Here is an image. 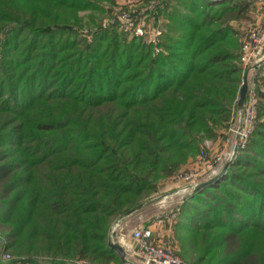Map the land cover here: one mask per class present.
Here are the masks:
<instances>
[{"label": "trees", "instance_id": "obj_1", "mask_svg": "<svg viewBox=\"0 0 264 264\" xmlns=\"http://www.w3.org/2000/svg\"><path fill=\"white\" fill-rule=\"evenodd\" d=\"M101 2L0 0V264H126L107 244L113 220L238 114L246 33L232 23L250 0H155L158 53L101 27ZM262 68L245 146L179 213L189 264H264Z\"/></svg>", "mask_w": 264, "mask_h": 264}, {"label": "rangeland", "instance_id": "obj_2", "mask_svg": "<svg viewBox=\"0 0 264 264\" xmlns=\"http://www.w3.org/2000/svg\"><path fill=\"white\" fill-rule=\"evenodd\" d=\"M101 1L102 2L100 4H101L102 9L101 10L96 9L94 11L97 15H101L103 16V18H106L111 14V12L116 10L115 7H117L120 0H113V3H111L109 0H101ZM210 1H218V0H210ZM180 8L185 10V8L183 7H180ZM249 8H250V20H251V21L249 20L250 22L243 21V22H233L232 23V25L241 34L247 33L248 28H250V26H252L253 23L256 22V20L264 16V0H250ZM78 13H79V16L82 18V21H84V25L76 26L74 28L79 31V35L84 37V36H87L90 33V31H92V28H93V27H89L90 25H92L91 23L86 24L89 22V19H90L89 14L91 12L88 10L86 11L81 10ZM166 22H167V19L165 18L164 14L163 13L159 14L158 12L156 16L154 15V16L149 17L148 25L154 26V25L160 24L161 27L163 28L165 27ZM104 28H108L109 30L117 29L116 31L118 30L122 31L121 29H119V25H115V24H107ZM96 29L97 28H95L94 30ZM163 34H164V28H163ZM124 35L129 39H139L135 37L133 33L132 34L125 33ZM87 38H90V36H88ZM139 40L145 43L142 39H139ZM161 51H162V46H161V50L158 52H161ZM261 71L262 72L261 73L259 72L260 73L259 75H264V68H262ZM243 72L241 73V80H242ZM255 74L256 73H254L253 71H249L248 73V91H247L246 98H245V108H246V105L248 106V104L250 105L252 103V105L255 107L254 109H255V116H256V106H257V103H259L260 99L256 96L255 82H254ZM240 86H241V83H240ZM238 124H239V112L237 116L234 117V120L231 126L227 130L224 131L226 138L223 139V136L221 134L217 138V140H203L200 142L201 150H199L200 151L199 154L189 157L187 164L178 172V173H188V174L192 173V175L197 173L195 180H193L192 182H189L190 180H188V182L187 181L176 182L174 181L173 177L165 179L164 181L158 184V192L154 194L152 197L148 198V199H151L156 196L162 195L160 199L139 209L138 211L134 212L131 216L125 219H122L114 228L112 226L113 222L111 223L108 234L111 230H113L114 234L112 238L115 242H118L117 237L121 233L125 234L124 246L122 245V243L120 244L122 247H124L126 255L130 260L138 264L140 263L139 258L134 255L133 256L130 255V253H128L127 251L128 249H126L127 244L131 242L129 234L132 228L140 225L141 223L149 224L155 221L158 217L166 218L169 216L170 213H172V214H175L174 221L173 222L170 221L169 223H164L161 229L158 232H155L154 235L156 234L157 237L159 236L160 238L163 237L169 240V244L171 245L173 252L177 254L181 259H183L187 264H189V261L187 258H183V256L179 255V253L181 252V247H180L181 242L179 241L177 231H175V224H177L176 223L177 220H179L181 223L187 220V218H184L183 216L182 217L179 216L180 212L183 213L184 215L186 214L187 216L190 215V211H188V207H186L185 204H188V203L194 204V201L191 200V198L195 196L194 194L195 191L193 190L192 186L197 182L208 180L212 176L220 173L223 166L228 161H230L234 148H236V151H237L238 148H242L243 146H245L246 143L243 146L240 145V142H239L240 138L238 136L236 140L235 128H237ZM247 140H248V137H247ZM221 148H223L226 152V153H223L221 162L213 161L212 160L213 155L217 152V150ZM236 151H235V154H236ZM196 170H198L199 172H196ZM223 174L224 173H222V175ZM183 204L185 207L182 209L181 206ZM181 209L183 210V212L181 211ZM182 230L183 229L181 228V231ZM8 258H9L8 254H3L2 259L7 260ZM81 264H85V263H81Z\"/></svg>", "mask_w": 264, "mask_h": 264}, {"label": "built area", "instance_id": "obj_3", "mask_svg": "<svg viewBox=\"0 0 264 264\" xmlns=\"http://www.w3.org/2000/svg\"><path fill=\"white\" fill-rule=\"evenodd\" d=\"M156 6L155 0H120L116 10L103 18L101 26L107 24L119 25V29L125 33L134 34L135 37L142 39L146 44L150 45L155 52L161 50V42L163 38V28L160 24L151 26L148 25L149 17L156 16L158 11L154 9ZM252 27V28H251ZM264 55V16L256 20L246 33L242 43L241 62L244 67L256 62ZM255 107L252 103L245 108L240 130L235 128V132L240 138V145L246 143L247 137L255 120ZM223 153H226L223 148L217 150L213 155L212 160L221 162ZM196 172H199L196 170ZM197 173H178L173 176L174 180L192 182L195 180ZM175 214L170 213L168 217H158L151 223H141L132 228L129 237L131 242L126 246L128 253L139 258L140 264H187L172 250L169 240L163 237H157L155 232H158L164 223L174 221ZM171 222V223H172ZM156 230V231H155ZM159 235V233H158ZM118 242L125 243V234L121 233L118 237ZM124 248V247H123ZM125 250V249H124Z\"/></svg>", "mask_w": 264, "mask_h": 264}, {"label": "water", "instance_id": "obj_4", "mask_svg": "<svg viewBox=\"0 0 264 264\" xmlns=\"http://www.w3.org/2000/svg\"><path fill=\"white\" fill-rule=\"evenodd\" d=\"M264 64V56L262 58H260L259 60H257L256 62L252 63L251 65L247 66L243 72L242 75V80H241V86L239 88V92H238V99H237V104H236V109L239 112V124L237 126V130H240L241 126H242V122H243V118L245 115V98H246V94L248 91V73L249 71H255L257 70L261 65ZM237 133H236V140H237ZM235 151L236 148H234L233 150V154L232 157L230 159V161H228L222 168L221 172L212 176L211 178H209L208 180L205 181H200L195 183L192 188L194 191L200 189L201 187H204L208 184H210L211 182H213L214 180H216L217 178H219L222 173L225 172V170L227 169V167L229 166V164L232 162V160L235 157ZM162 195L156 196L154 198L151 199H147L144 200L134 206H132L131 208L125 210L124 212H122L121 214H119V216H117V218L113 221V228L122 220L125 219L129 216H131L134 212L138 211L139 209L145 207L146 205L153 203L154 201L158 200L161 198ZM112 228V229H113ZM113 230H111L108 234V240H107V244L108 246L113 249L119 256L120 260L126 264H138L133 262L132 260H130L127 255L126 252L124 250V248L121 246V244L119 242H115L113 240ZM140 264V263H139Z\"/></svg>", "mask_w": 264, "mask_h": 264}, {"label": "crops", "instance_id": "obj_5", "mask_svg": "<svg viewBox=\"0 0 264 264\" xmlns=\"http://www.w3.org/2000/svg\"><path fill=\"white\" fill-rule=\"evenodd\" d=\"M254 72V71H253ZM255 73V72H254ZM174 181H176V182H180L181 180H174ZM180 188V187H179ZM179 188H177V189H179Z\"/></svg>", "mask_w": 264, "mask_h": 264}]
</instances>
